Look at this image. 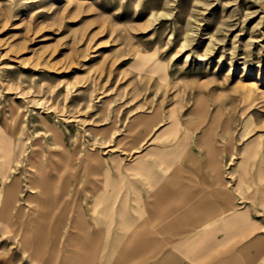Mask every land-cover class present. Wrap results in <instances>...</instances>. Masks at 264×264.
<instances>
[{"label":"rangeland","instance_id":"obj_1","mask_svg":"<svg viewBox=\"0 0 264 264\" xmlns=\"http://www.w3.org/2000/svg\"><path fill=\"white\" fill-rule=\"evenodd\" d=\"M167 103L229 114L264 165V0H0V193L58 127L93 147ZM0 264H32L1 221Z\"/></svg>","mask_w":264,"mask_h":264},{"label":"crops","instance_id":"obj_2","mask_svg":"<svg viewBox=\"0 0 264 264\" xmlns=\"http://www.w3.org/2000/svg\"><path fill=\"white\" fill-rule=\"evenodd\" d=\"M227 120L160 104L93 147L58 127L3 185L0 221L32 264H264V165Z\"/></svg>","mask_w":264,"mask_h":264},{"label":"bare ground","instance_id":"obj_3","mask_svg":"<svg viewBox=\"0 0 264 264\" xmlns=\"http://www.w3.org/2000/svg\"><path fill=\"white\" fill-rule=\"evenodd\" d=\"M7 156V155H6ZM8 158V157H7Z\"/></svg>","mask_w":264,"mask_h":264}]
</instances>
